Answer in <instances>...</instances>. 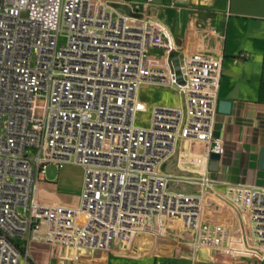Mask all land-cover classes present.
Wrapping results in <instances>:
<instances>
[{"label":"built area","instance_id":"1","mask_svg":"<svg viewBox=\"0 0 264 264\" xmlns=\"http://www.w3.org/2000/svg\"><path fill=\"white\" fill-rule=\"evenodd\" d=\"M142 5L0 0V264H31L29 242L66 248L79 261L141 234L163 236L172 221L191 236L195 254L233 255L203 219L209 173L166 171L183 142L209 144L208 160L225 153L214 136L221 64L192 54L185 85L151 66V50L171 45L163 24L139 16ZM144 85L181 91L184 105L155 106L149 125L137 126L149 109L140 98ZM67 165L84 170L78 206L42 204L38 185L48 168ZM172 182L201 190L177 192ZM220 199L246 219L251 238V246L231 252L264 260V187L228 185Z\"/></svg>","mask_w":264,"mask_h":264},{"label":"crops","instance_id":"2","mask_svg":"<svg viewBox=\"0 0 264 264\" xmlns=\"http://www.w3.org/2000/svg\"><path fill=\"white\" fill-rule=\"evenodd\" d=\"M135 1L143 4L139 16L163 24L171 45L170 51L151 50V66L165 69L174 75L179 85H185V65L192 54L213 56L221 64L214 136L223 139L225 153L217 168L211 170V159L206 157L210 145L192 146L183 142L178 148L182 162L174 166L172 160L166 171H175L177 167L186 176L209 173L214 184L205 201L203 219L211 224L214 232L221 228L232 234L229 241H219L218 245L235 255L231 252L234 243L239 248L252 245L247 222L220 198L228 185L264 187V169L260 167L264 150V0H155L147 6L144 5L146 0ZM244 54L248 57H242ZM143 88L166 97L150 106L143 100ZM140 98L148 105V111L155 106L184 105V94L173 88L144 85ZM221 103H229L227 112L221 109ZM185 183L188 184L174 182L173 187ZM57 185L48 183L45 176L38 185L39 201L48 206H78L59 198L51 188ZM191 186L193 188L187 190L192 193L201 190L199 185ZM170 224L172 229L164 231L163 236L141 234L130 244L117 242L109 252L85 255L79 261L73 260L71 250L47 243L29 242L23 247L30 249L31 264H108L113 255L127 254H147L151 264L158 263V259L164 264H264V260L253 256L215 255L206 250L195 254L188 246L191 236L182 225L174 221Z\"/></svg>","mask_w":264,"mask_h":264},{"label":"rangeland","instance_id":"3","mask_svg":"<svg viewBox=\"0 0 264 264\" xmlns=\"http://www.w3.org/2000/svg\"><path fill=\"white\" fill-rule=\"evenodd\" d=\"M144 101H147L150 106H153L157 103V101L161 97H166L165 95H160L156 91L143 88L142 90ZM151 116L150 111H147L143 114L139 115L138 120L136 121L137 126H148L149 125V118ZM184 166V165H183ZM84 180V170L83 168L75 165H67L63 167L59 172L57 168L54 166H50L46 173V181L48 183L55 182L57 183V187L55 189L52 188L59 198L70 202L79 204V199L82 193V186ZM43 188V187H42ZM230 234L228 230H222L219 228L217 230V240L227 242L230 240ZM222 242V243H223ZM235 244V245H234ZM234 251L237 250H244L246 247L239 248V245L234 243ZM143 255V256H142ZM127 254L124 256H116L114 255L110 258L108 264H151L152 260L147 254ZM142 256L141 258H139ZM239 255L235 256L238 257ZM73 262V261H71ZM164 261L158 259V263L156 264H164ZM77 264V263H75Z\"/></svg>","mask_w":264,"mask_h":264},{"label":"water","instance_id":"4","mask_svg":"<svg viewBox=\"0 0 264 264\" xmlns=\"http://www.w3.org/2000/svg\"><path fill=\"white\" fill-rule=\"evenodd\" d=\"M118 8H120L122 12H124V13H126L128 15L131 14V11H130V9L128 7L118 6ZM220 107H221V109H224L227 112L229 110V103H221ZM210 159H211V166H210V168H211V170H215L217 168V165H218L220 159H221V156L218 155V154H214L213 153L210 156ZM172 162L174 163L173 164L174 166H178V163H179V152H177L174 155ZM260 167L262 169H264V150H263L262 155H261V164H260ZM169 173H175L178 176H186V174L183 173V172H181V171H179V169H177V167H176V170L175 171H171ZM173 186H175L174 185V182H172L171 185H170L171 189L174 190V191H177V192L181 191V192H183L185 194H191L192 193V191L187 190V189H192L193 188V186H191L189 184H186L185 183L184 185H179L176 188L173 187ZM198 190H200V189L198 188Z\"/></svg>","mask_w":264,"mask_h":264},{"label":"bare ground","instance_id":"5","mask_svg":"<svg viewBox=\"0 0 264 264\" xmlns=\"http://www.w3.org/2000/svg\"><path fill=\"white\" fill-rule=\"evenodd\" d=\"M202 173V172H201Z\"/></svg>","mask_w":264,"mask_h":264}]
</instances>
